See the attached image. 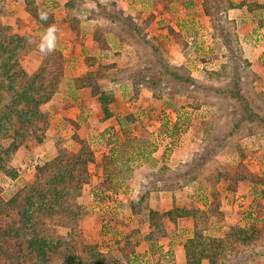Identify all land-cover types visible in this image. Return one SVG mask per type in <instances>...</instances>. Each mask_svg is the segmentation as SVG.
I'll use <instances>...</instances> for the list:
<instances>
[{"label":"rangeland","instance_id":"1","mask_svg":"<svg viewBox=\"0 0 264 264\" xmlns=\"http://www.w3.org/2000/svg\"><path fill=\"white\" fill-rule=\"evenodd\" d=\"M37 1L59 29L57 49L47 56L36 47L42 30L24 0H0V46L13 51L4 58L0 47V62L14 64L15 72L2 76L0 109L12 91L33 84L32 95L34 87L43 89L42 116L32 104L16 108L31 111L34 123L46 119L42 141L25 142L13 154L14 178L0 173V198L17 194L23 203L31 195L35 207L39 192L51 206L35 211L29 224L16 214L19 205L12 209L1 222L5 228L11 222L12 232L0 229V264H61L69 256L80 262L92 251L109 252L118 264L125 253L134 260L128 264H170L190 230L183 220L171 224L165 218L169 241L142 247L148 210L204 208L216 191L224 219H213L208 234L264 216L263 18L227 12V0H210L208 11L203 0ZM97 35L105 45L93 40ZM85 83L90 87L78 86ZM102 96L112 114L125 116L116 133L108 130ZM12 120L9 133L22 132L17 116ZM2 140L4 146L10 142ZM196 160L195 182L171 189L160 178ZM239 160L258 183L239 182L235 193L225 190L227 182L211 185L218 170ZM40 166L49 168L43 174ZM63 168L72 173L60 181ZM36 237L49 243L47 262L28 246ZM126 239L125 253L113 248ZM258 252L245 264L263 263L264 247Z\"/></svg>","mask_w":264,"mask_h":264},{"label":"trees","instance_id":"2","mask_svg":"<svg viewBox=\"0 0 264 264\" xmlns=\"http://www.w3.org/2000/svg\"><path fill=\"white\" fill-rule=\"evenodd\" d=\"M210 0H203V7L206 11H208L209 7H211ZM216 1V0H213ZM219 1V0H217ZM98 4V3H96ZM219 4V3H218ZM24 5L27 13L30 15L32 20L37 24L40 30H42V34L46 31L48 25L54 22V17L49 13V19L46 22H42L39 20L38 12L40 10L47 11L46 6L38 2L37 0H24ZM114 5L111 3V6ZM38 38V35H35ZM104 37L95 36L93 40H95L99 45L104 44ZM1 52L9 56L13 55V51L8 49L5 46H0ZM101 47V46H100ZM8 59V58H7ZM2 64V65H1ZM14 64L9 65L6 63L5 59L0 62V90L3 87V78L4 76L7 79H10L12 75L15 73L12 70ZM173 68V67H172ZM179 68V67H178ZM178 68H174L175 70ZM158 69V68H157ZM155 70V67L153 68ZM159 71L164 73V66L159 70L157 74L159 75ZM211 71V70H208ZM10 72V73H9ZM22 73V72H21ZM10 74V75H9ZM169 75L176 76L178 74L173 71L168 72ZM179 78V77H177ZM79 80V79H78ZM76 80V81H78ZM159 81V80H158ZM138 84L142 85L141 81H137ZM80 87H90L87 83L83 85H78ZM33 89V84H29L27 88H23L19 94H16L15 91L11 92L10 100L7 101L3 107L0 109V139L10 138L9 144L6 146L0 143V173L10 176L14 178L16 173H14V169L11 166V158L15 151L25 142H33L42 141V137L44 135L46 119H40V123H35L32 121L34 119L31 111H28L26 108L17 110L16 104L24 102L26 104H32L35 115L42 116L39 105L43 104V101L39 97L42 94V88H35V94L32 95L31 90ZM92 92L95 90L93 87L91 88ZM30 91V93H28ZM248 92V91H247ZM4 93H8L5 91ZM36 93L38 95H36ZM95 93V92H94ZM247 97V96H246ZM103 102L102 98H99ZM252 98H250V104L254 109H259L260 106L254 102ZM109 102V98H108ZM253 102V104L251 103ZM245 104H248L245 101ZM109 105V104H108ZM35 106V107H34ZM37 106V108H36ZM100 106L102 110L108 115L111 114L109 108H107L106 103L100 102ZM263 111V110H262ZM17 116L18 120L23 125V131L17 132L16 130H12L13 132L9 133L14 125V121L12 117ZM262 122L264 120H261ZM9 123L11 126H9ZM29 125L32 127L30 128ZM4 141V140H2ZM208 155L209 152H206ZM210 155V154H209ZM201 161V159H199ZM191 162L187 164V169L185 170H177L171 172L167 176H160L161 179H165L167 185L171 189H175L181 184L188 182L193 183L197 178V172L199 170V165L201 162ZM49 167L40 166L38 167V171L46 172ZM62 178L65 179V175H69L72 173L71 170L63 168L60 170ZM164 172H160L159 174H163ZM51 174V173H50ZM49 175V174H48ZM64 176V177H63ZM59 178V174L52 175L51 179L55 180ZM218 180L210 181L212 186L217 185V183L221 180L223 182H227L225 190L227 192L235 193L239 182H252L258 183L256 176H254L243 160H239L234 166L225 165L220 170H218ZM210 194V193H209ZM38 197L36 201L38 204L34 207L33 197L31 195L24 196L23 203H18L19 195H14L8 200H3L0 198V229H5L7 233H11V222H8L7 228L5 225L1 223L4 219H7L9 215H11L12 209L18 208L16 214L20 215V219L24 224H29L32 220L33 213L37 210H48L51 206V203L43 204L44 195L37 193ZM211 197V195H210ZM39 198V199H38ZM53 201V200H52ZM56 199L53 201L55 203ZM221 205V192L216 191L213 197H211L209 204L204 209H200L197 207L186 208L174 206L170 210L166 211H158L155 209L148 210V226L149 232L144 237L145 240L150 242L158 241L167 236V228L164 222L166 218L169 223H176L178 219L188 218L191 223V235L186 237L182 241V247L184 251L185 263L184 264H202L206 261L208 264H245L249 259L255 257L257 253L261 254L259 251L260 248L264 247V216L262 218L254 216L248 220V224H232L230 225L221 236H212L209 235L207 230L209 229L210 223L214 218H222L223 213L220 211ZM49 243L46 240H39L36 237V240H28V246L32 248L37 254V257L40 262L44 263L48 260L47 247ZM130 246V241L126 239L123 243V252H126V248ZM46 247V248H45ZM123 257L128 259V255L125 253ZM76 257H65L61 264H118L116 260L113 258L111 253L107 252H99L92 251L88 254V257L85 260L80 262L76 261ZM129 260V259H128ZM173 264V263H170ZM258 264H264L258 263Z\"/></svg>","mask_w":264,"mask_h":264},{"label":"crops","instance_id":"3","mask_svg":"<svg viewBox=\"0 0 264 264\" xmlns=\"http://www.w3.org/2000/svg\"><path fill=\"white\" fill-rule=\"evenodd\" d=\"M225 6L228 7L227 12L233 11L234 13L238 14L236 16H241L244 13V10H245V15H247V20H249V19L255 20V19H260V18H263L264 19V0H227V3H225ZM35 25H36V27H38L36 23H35ZM109 111L110 112L111 111L113 112V109H110L109 108ZM112 112H111V114H108V123H109V125H111L110 127L108 126V130H110V134H113L114 132L115 133L117 132V129H118V125H117L118 124V120L120 119V117H123V118L125 117V116H122V113L121 114H112ZM115 124L117 125V127L115 126ZM114 160L116 161V159H114ZM115 164L116 165H119V160H117ZM208 204H209V202H208ZM198 208H200V207H198ZM204 208H200V209H204ZM223 216H224V214H223ZM223 216L220 219L214 218V219H216L214 221H216V222H222L223 219H224ZM179 220H183L184 223H186V227L189 228L190 234L187 236V237H189L191 235V229H192L191 228L190 220L188 218H185V219L182 218V219H178L177 221H179ZM145 222L146 223H144L145 226H144V228H142V231H145L146 230V232H145L146 234L145 235H147L148 232H149V226H148L147 219L145 220ZM212 223L213 222L210 223L209 228L211 227V224ZM171 224H173V223H171ZM234 224L246 225V224H248V222H246V223H240L239 222V223H234ZM222 229H224V231L226 230L225 227H223ZM208 230H207V232H208ZM221 235H217V236H221ZM212 236H215V235H212ZM171 239H173V238H171ZM166 241H169V238L167 239V236L165 238H162V239H160L158 241H155V242H150V241H147V240L144 239L143 241H141L142 242L141 245H142V247H146L147 248V247H149V245L151 246V244L153 245V244L162 243V242H166ZM171 243H173V242L171 241ZM181 243L182 242L180 241L175 246L176 255H175V261L172 262L173 264H184L185 263L184 251H183V247H182V244ZM138 244L136 245L135 248H137ZM122 246H123V244H121V242H118L117 244L114 245L113 248L115 250H117L118 252L122 253V251H123L122 248H121ZM110 249H112V247L108 248V251ZM120 257H121L120 258L121 259V262L123 264H128V262L130 263V262H133L134 261V260H128V259L124 258L122 254L120 255ZM132 264H134V263H132ZM202 264H208V263L206 261H204Z\"/></svg>","mask_w":264,"mask_h":264},{"label":"clouds","instance_id":"4","mask_svg":"<svg viewBox=\"0 0 264 264\" xmlns=\"http://www.w3.org/2000/svg\"><path fill=\"white\" fill-rule=\"evenodd\" d=\"M39 20L42 22H46L49 19V13L44 10H40L38 12ZM59 29L57 25L55 24H50L48 25L46 31L42 34L41 39L39 43L36 44V47L38 51L47 56L51 53H53L58 46V33ZM28 42L30 44L35 43L30 37L28 38Z\"/></svg>","mask_w":264,"mask_h":264},{"label":"built area","instance_id":"5","mask_svg":"<svg viewBox=\"0 0 264 264\" xmlns=\"http://www.w3.org/2000/svg\"><path fill=\"white\" fill-rule=\"evenodd\" d=\"M246 214H247L248 218L253 215L251 210H248ZM167 251L168 252L169 251L170 252L173 251V249L171 248V246L168 247V250ZM166 257H168V256L166 255Z\"/></svg>","mask_w":264,"mask_h":264}]
</instances>
